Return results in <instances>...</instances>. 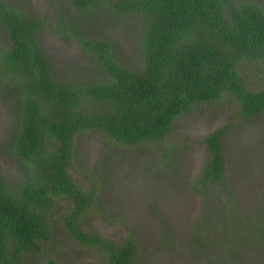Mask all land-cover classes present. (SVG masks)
I'll use <instances>...</instances> for the list:
<instances>
[{
    "label": "trees",
    "instance_id": "trees-1",
    "mask_svg": "<svg viewBox=\"0 0 264 264\" xmlns=\"http://www.w3.org/2000/svg\"><path fill=\"white\" fill-rule=\"evenodd\" d=\"M69 1L89 17L106 8L117 19L140 17V60L125 62L106 33L60 14L58 30L73 35L105 76L85 82L56 79L39 42L45 18L15 0H0V27L7 34L6 46L0 43V100L11 90L15 95L10 148L25 173L14 184L0 175V264H24L44 254L56 242L59 214L74 241L107 264H135L137 243L131 234L113 241L84 227L99 208L100 193L95 178L84 189L70 174L81 135H101L105 148L162 142L180 115L224 100L235 104L231 126L264 116V86L251 89L245 76L264 78V8L253 0ZM227 129L224 125L203 138L207 160L192 188L208 200L216 188L230 190L224 170ZM226 195L229 209L224 213L220 205V225L236 226L243 216L245 234L264 241V202L250 216L237 208L231 193ZM61 199L67 202L63 210ZM211 218H197L191 239L196 251L209 247L205 229L212 227Z\"/></svg>",
    "mask_w": 264,
    "mask_h": 264
},
{
    "label": "rangeland",
    "instance_id": "rangeland-1",
    "mask_svg": "<svg viewBox=\"0 0 264 264\" xmlns=\"http://www.w3.org/2000/svg\"><path fill=\"white\" fill-rule=\"evenodd\" d=\"M15 1L29 13L45 18L39 42L56 79L85 82L105 76L73 35L58 30L60 14L81 18L85 28L89 23L106 33L125 62L133 65L140 60L141 19L137 15L117 19L106 8L89 17L69 0ZM253 1L264 8V0ZM0 43L7 44L1 27ZM245 76L251 89L264 86V78ZM14 96L11 90L0 100V175L12 184L25 177L22 163L10 148L16 120ZM234 108L229 100L201 105L180 115L164 141L135 147L105 148L101 135H81L70 174L84 189L95 178L100 193L99 208L87 216L84 227L113 241L131 234L137 243L135 264H264V241L252 238L248 231L245 234L243 216L236 226L230 220L228 228L220 225V205L224 203L225 213L229 203L226 193L250 216L264 202V116L231 126ZM224 125L228 126L223 140L224 170L230 190L216 188L208 200L192 184L207 160L204 136ZM58 203L62 210L67 208L64 199ZM203 214L212 217V227L205 229L209 247L196 251L191 239L197 218ZM60 216L56 217L55 244H49L42 255L28 257L24 264H107L99 253L74 241L62 227Z\"/></svg>",
    "mask_w": 264,
    "mask_h": 264
}]
</instances>
